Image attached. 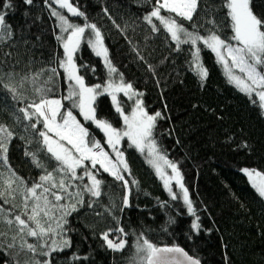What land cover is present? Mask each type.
<instances>
[{
  "label": "trees",
  "instance_id": "trees-1",
  "mask_svg": "<svg viewBox=\"0 0 264 264\" xmlns=\"http://www.w3.org/2000/svg\"><path fill=\"white\" fill-rule=\"evenodd\" d=\"M85 13L83 17H72L81 26L95 23L104 35L105 44L113 65L124 80L143 93V105L149 114L159 111L154 132L161 151L169 160L178 162L183 183L188 189L196 214L200 217L201 230L190 228L194 219L189 215L182 199L172 201L155 170L147 163V156L129 147L127 138L121 141L131 176L130 207L123 212L113 210L120 221L117 225L103 212L111 202L120 205L124 190L108 174L98 178L104 181L99 205L89 209L86 205L68 217L67 238L71 246L50 257L51 264H133L136 258V236L144 234L155 245H178L200 260L202 264H264V198L252 187L242 169L254 170L264 175V109L230 84L222 64L215 54L201 48L200 61L207 69L203 81L189 65L192 57L189 46L175 52L174 42L166 39L162 26L160 33L151 32V26L143 17L148 14L155 0H72ZM13 9L6 22L11 25L14 36L0 44V69L4 73L3 83L14 88L13 93L0 87V125L12 133L9 143L7 164L15 177L27 186L38 180L42 169L34 166L26 152L37 153V158L48 171L55 167V161L40 151L38 135L27 128L28 121L17 110L39 99L34 88L48 87L51 92L46 98H61L67 94L63 72L48 81L50 68H56L57 58L62 55L57 20L51 17L43 0H34L32 6H25L21 0H12ZM224 0H200L198 14L192 22H183L189 31L207 35L209 19H215L217 34L222 39L231 36L229 21L223 8ZM257 14H264V0H253ZM55 8L56 5L53 4ZM104 9L108 14L105 15ZM164 15L167 12L162 10ZM206 13H208L206 15ZM111 17V18H109ZM113 21L115 23H113ZM118 25L119 27H116ZM87 35V33H86ZM144 57L146 63L138 62L132 46ZM9 54V55H6ZM77 55V64L95 67L81 71L86 83L94 85L105 79L106 69L101 58L95 57L89 47L82 43ZM155 67V73L147 70ZM13 73L9 79L7 73ZM39 74V75H38ZM33 77L36 84L32 83ZM122 99L125 113L132 108V101ZM253 99H258L253 95ZM66 107L70 103L64 101ZM98 118L108 120L116 128H122V119L115 113L110 97L105 95L97 101ZM20 118L19 120L17 118ZM90 133L105 144V137L94 125ZM32 122H35L34 120ZM40 127V126H38ZM5 183L9 179L7 167H0ZM135 180L136 184H131ZM19 184L17 180L13 187ZM174 191H179L173 186ZM88 197L85 196L87 202ZM22 195L15 193L12 203L21 205ZM167 202V207H161ZM0 205L7 210L11 204ZM19 207L16 209L19 212ZM170 218L174 222H169ZM123 227L130 233L128 244L120 252L108 249L100 233L109 228ZM0 232H6L4 243L11 242L15 235L7 226L0 225ZM134 233V235H132ZM109 238H114L110 235ZM20 237L17 236V241ZM29 243H35L32 238ZM74 256L80 259H73ZM87 257V259H83ZM34 259L43 264V256ZM33 254L21 251L19 246L0 253V264H29Z\"/></svg>",
  "mask_w": 264,
  "mask_h": 264
},
{
  "label": "snow or ice",
  "instance_id": "snow-or-ice-1",
  "mask_svg": "<svg viewBox=\"0 0 264 264\" xmlns=\"http://www.w3.org/2000/svg\"><path fill=\"white\" fill-rule=\"evenodd\" d=\"M21 2L25 6H32L34 0ZM43 3L49 9L50 16L57 20L59 35L56 39L60 41L63 50L62 55L57 58L58 67L48 69L51 75L45 84L51 82L53 77L59 76L62 70L67 94L61 98L49 99L46 97L51 92L50 88H34L39 97L38 101L33 100L17 111L29 122L26 127L38 135L40 151L49 160L55 161V167L48 171L37 158V153L26 152L25 155L31 157L34 166L42 169V174L31 186L15 177L7 164L9 143L13 136L6 127L0 125V167H7L9 170L6 183L3 173H0V200L5 205L11 204L7 210L0 205V225H5L15 232L11 242L7 244L4 243L7 233L0 232V253L19 246L21 251L33 254V260L29 264H40L34 259L37 255L46 258L43 264H51L50 257L53 253L62 252L71 246V241L67 238L68 217L85 205L89 209L99 205L104 181L98 177L102 174H108L115 182H119L124 195L119 206L110 201L103 212L95 214L101 217L106 214L119 225L120 221L113 215V210L123 212L131 206V187L129 179L126 178L130 177L131 173L124 152L120 149L124 138H127L129 147L147 154V163L163 182L170 199H182L187 213L194 217L190 228L199 233L200 217L196 214L188 189L183 183L179 164L168 159L154 136L157 120L163 119V114L159 111L149 114L145 109L141 99L143 93L137 91L131 82H126L123 73L113 65L104 35L95 23L85 22L81 26L70 22L69 17H83L87 21L85 13L80 11L72 0H43ZM53 4L57 7L54 8ZM199 4L200 0H155L152 10L143 19L151 26L153 33L161 32L154 20L159 22L166 39L170 38L174 42L175 52L183 51L182 45L189 46L192 57L189 65L202 81L207 78L208 73L200 61L201 48L210 50L215 54L217 62L225 68L228 82L244 93L253 104L258 103L259 107L264 109V14L256 13L253 0H224L223 8L232 33L226 40L217 34L215 19L207 21L210 26L205 29L207 35H201L194 25L193 31L184 27L183 22H192L194 15L198 14ZM12 9V0H0V44L13 39L12 27L6 22ZM61 10H66L68 15ZM162 10L168 15H162ZM104 12L105 15L108 14L107 9H104ZM82 43L90 48L95 57L102 59L106 69L102 83L89 85L85 76L80 74L81 71H90L93 74L96 71L95 67L88 64H77L76 54ZM132 51L136 53L138 62L146 63L134 45ZM147 70L153 74L156 71L152 65H147ZM7 76L12 79L13 73L9 72ZM3 79L4 73L0 69V87L12 92L14 100L18 99L16 90L4 84ZM36 82L33 77L32 83L35 85ZM121 93L128 101H133L130 113H125L124 102L119 97ZM105 95L110 97L115 113L122 119V128H116L108 120L98 118L97 101ZM253 95L258 99H253ZM64 101L69 102L70 107H66ZM78 116L103 133L106 138L104 145L90 133L89 127H86ZM33 120L35 122H32ZM105 147L110 151H106ZM165 169H170L171 174ZM241 171L248 176L259 196L264 198V175L249 169ZM17 180L19 184L13 187ZM136 183L135 180L131 181V184ZM173 184L179 189L178 192L173 190ZM17 191L22 195L19 206L12 203ZM167 206V202H161V207ZM18 207L19 212L16 211ZM169 222L174 221L170 218ZM110 235L114 238H109ZM129 235L123 227H117L100 233V238L108 249L120 252L126 248V238ZM17 236L20 237L19 241ZM29 238L35 243H29ZM135 252L133 264H201L199 259L189 255L183 248L157 246L143 233L136 236ZM73 259L80 257L74 256ZM3 264L9 262L4 261Z\"/></svg>",
  "mask_w": 264,
  "mask_h": 264
},
{
  "label": "rangeland",
  "instance_id": "rangeland-1",
  "mask_svg": "<svg viewBox=\"0 0 264 264\" xmlns=\"http://www.w3.org/2000/svg\"><path fill=\"white\" fill-rule=\"evenodd\" d=\"M57 7V6H56ZM61 11H63L64 12V14L65 15H68L67 14V12H66V10H61ZM162 15H164L163 13H161ZM70 18V22H72L73 24H77L76 23V21H74L73 19H72V17H69ZM78 25H80V24H78ZM223 66V65H222ZM224 68V67H223ZM224 70H225V68H224ZM226 72V71H225ZM237 74H239L238 72H237ZM122 94V93H121ZM50 99H52V98H50ZM132 103H133V101H132ZM133 106V105H132ZM130 112H131V110H130ZM129 112V113H130ZM105 150L106 151H110L107 147H105ZM110 154H111V152H110ZM146 156H147V154L146 153H144ZM165 171H167L169 174H171V170L170 169H165ZM255 172H258V171H255ZM258 173H260V172H258ZM261 175H263L262 173H260ZM173 186H175V184H173ZM176 187V186H175ZM176 189L177 190H179L177 187H176Z\"/></svg>",
  "mask_w": 264,
  "mask_h": 264
},
{
  "label": "water",
  "instance_id": "water-1",
  "mask_svg": "<svg viewBox=\"0 0 264 264\" xmlns=\"http://www.w3.org/2000/svg\"><path fill=\"white\" fill-rule=\"evenodd\" d=\"M159 246H178V245H159ZM178 247H180V248H183L182 246H178ZM184 249V248H183ZM185 250V249H184ZM187 253H188V251L187 250H185ZM189 254V253H188ZM190 255V254H189ZM192 256V255H191ZM194 257V256H193ZM194 258H196V257H194ZM202 264V263H201Z\"/></svg>",
  "mask_w": 264,
  "mask_h": 264
}]
</instances>
